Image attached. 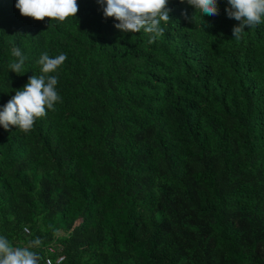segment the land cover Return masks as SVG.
I'll list each match as a JSON object with an SVG mask.
<instances>
[{
  "label": "trees",
  "instance_id": "obj_1",
  "mask_svg": "<svg viewBox=\"0 0 264 264\" xmlns=\"http://www.w3.org/2000/svg\"><path fill=\"white\" fill-rule=\"evenodd\" d=\"M77 3L58 22L0 0V106L67 55L55 110L0 126V235L39 238L40 264L49 244L54 264H264V23L237 40L227 0L206 24L169 0L162 35L124 33Z\"/></svg>",
  "mask_w": 264,
  "mask_h": 264
},
{
  "label": "clouds",
  "instance_id": "obj_2",
  "mask_svg": "<svg viewBox=\"0 0 264 264\" xmlns=\"http://www.w3.org/2000/svg\"><path fill=\"white\" fill-rule=\"evenodd\" d=\"M181 3L191 5L195 13H199L202 24L205 15H219L218 0H180ZM102 8L103 17L113 18L114 27L124 33H138L143 30L149 34L162 35L164 28L172 20L169 0H96ZM15 7L22 16L43 21L45 17L58 22L66 18L76 17L79 11L77 0H15ZM230 19L238 23L232 27V37L239 40L245 29L264 23V0H227L224 9ZM15 58L9 63V69L16 74H23L27 57L19 47L12 49ZM67 55L60 53L50 56L43 52L37 63L40 65V74L28 77L27 82L15 94L0 106V126L8 130L10 126L22 132H29L34 127L35 121L45 117L49 110H55V105L61 101L57 91L58 69L66 61ZM40 239L31 241L29 247H17L4 236L0 235V264H40L38 254L31 247L39 246Z\"/></svg>",
  "mask_w": 264,
  "mask_h": 264
},
{
  "label": "built area",
  "instance_id": "obj_3",
  "mask_svg": "<svg viewBox=\"0 0 264 264\" xmlns=\"http://www.w3.org/2000/svg\"><path fill=\"white\" fill-rule=\"evenodd\" d=\"M23 232L27 233L28 230L26 227H23ZM46 249V254L42 259V262L44 264H54V263H58L63 259V255H58L55 257L50 256V254H54L55 253V246L54 245H47Z\"/></svg>",
  "mask_w": 264,
  "mask_h": 264
}]
</instances>
